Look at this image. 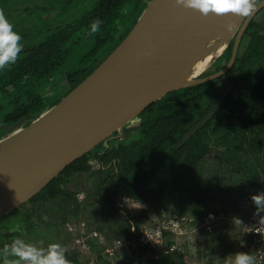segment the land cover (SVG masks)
Masks as SVG:
<instances>
[{
	"label": "rangeland",
	"instance_id": "1",
	"mask_svg": "<svg viewBox=\"0 0 264 264\" xmlns=\"http://www.w3.org/2000/svg\"><path fill=\"white\" fill-rule=\"evenodd\" d=\"M99 1L0 0V13L13 25V31L20 35L21 39L18 43L23 48L38 45L57 30L75 26L82 17L95 8ZM129 1L126 0L118 9L120 12L117 11V18L120 19L118 25L124 21V24H128V29L131 27V10L133 9V4H129ZM262 14L252 20H258ZM263 23L264 19L260 20V24ZM116 26V24H111L108 30L114 33ZM98 33L100 36L105 34L99 30ZM79 34L78 32L73 36L71 34L69 41L62 44L63 49H66V55H64L62 67L58 68L59 73L55 74L54 80L28 76L17 85L8 87L4 92H1L0 134L3 133L4 138L10 137L26 127V120H21L14 125L2 123L4 115L2 113L5 108H9V103L14 95L22 96L23 91L29 90L32 93L45 96L51 102L64 97V92L73 84V80L69 78L71 71L76 69L82 57L90 53L94 42H96V37L88 38L85 41V35L79 37ZM108 46L109 44L103 48L95 61L90 63L91 69L102 61L103 55L108 56L115 49ZM246 48V45H243L240 50L245 53L249 52V49ZM227 49L200 78H204L205 74L213 75L227 65L229 62L226 61ZM243 51L239 53L237 51L235 58L245 56ZM234 76L235 74H229L228 70L219 77L220 82L218 89L214 92L215 97L220 96L219 93L225 82L232 81ZM5 77L7 78L6 75ZM221 121L222 113L209 125L204 139L205 153L193 168L184 169L178 164L163 173V198L167 205L157 212L160 216L157 217L155 211L151 213L149 207L146 206L148 207L146 213L151 216L149 217L151 221L148 220L144 225L148 235L154 239L152 247L157 251H165L169 248V251L176 253L177 258H180L185 264H208L209 262L211 264H231L232 255L241 252L240 248L243 247L244 240L248 239L242 232L243 225L233 224V217L240 218L243 224H249L264 214L257 213L256 206L251 199L253 195L264 192V161L257 163L255 157L258 155L253 156L246 152H240L238 163L234 162L235 160L230 158L231 153L228 152L227 145L222 143L224 140H221V132L215 128ZM138 123V118H135L119 130L120 134H112L88 153L101 155L105 150H113L118 145L128 144L139 132ZM261 126L264 127V120ZM218 128L219 126H217ZM262 148L263 151H260L259 154L264 152V144ZM7 150L8 147H0V154H6ZM90 161L94 163H90ZM116 172V164L113 162L103 164L96 159H89L88 170L72 177L64 191L75 197L79 208L77 214L72 212L75 209L73 202L70 203V211L65 218L66 212L64 214L62 211L59 201L38 205L28 202V200L0 217V264L19 259L17 256L6 254V245L2 244L5 236L19 234L18 241L27 239L28 241L24 240L22 243L31 245L41 253L47 254L52 244L60 245L66 238L71 240L69 225L75 228V225L82 221L86 222L89 228L92 227L101 233L102 239L100 242L91 241V248L87 247L85 252L76 248L74 250L77 255L76 264H91V262L104 264L103 259L109 261L110 264H120L113 260L115 259L113 256L107 258L103 247L107 244L109 246L114 244L118 228L125 224L128 217L140 209H129L126 206L123 209L121 205L115 207L120 199L125 201V198H119V194H112L106 189L103 190L102 197H100L101 189L106 187L103 184V179L108 175V177H112ZM196 188L202 193L201 196H205L208 200L206 206L203 207L205 210H201L199 206L200 208L192 210L191 214L185 215V211L178 213L180 207L188 209L193 205L188 203V197L189 193ZM124 201L120 203H124ZM200 201L202 200L200 199ZM128 203L135 204L136 202L128 201ZM111 205L114 206L113 211L108 210ZM146 207L143 206L141 209ZM214 213L219 214L214 216ZM153 214L156 216H152ZM26 216L30 217L27 221L24 219ZM72 232L74 233L75 230L73 229ZM171 243L173 248L168 247ZM71 246L61 247L64 253L70 255L69 248ZM117 249L116 256L119 259L123 257L124 250L123 248ZM64 257L67 259L65 255ZM21 264L24 262L21 261Z\"/></svg>",
	"mask_w": 264,
	"mask_h": 264
},
{
	"label": "trees",
	"instance_id": "2",
	"mask_svg": "<svg viewBox=\"0 0 264 264\" xmlns=\"http://www.w3.org/2000/svg\"><path fill=\"white\" fill-rule=\"evenodd\" d=\"M125 1L100 0L95 5L93 13L82 17L75 26H69L66 29L53 32L38 45L21 48V51L17 54L16 61L0 69V94L8 87L17 85L23 78L28 76L44 79L52 78L54 80L55 74H58L59 69L62 67L61 63L65 57L64 55H66V49H63L62 44L69 41L71 34L76 29L83 28L87 31L88 28L89 31L92 23L96 20L101 22L99 28L102 30L110 26V24H115L117 22V11ZM150 1H129V4H133L131 27ZM252 25L253 22L250 23L249 27H252ZM121 29L122 32L114 41L113 48L129 32L128 24H123ZM107 42H113V35H106L104 38L97 40L91 52L80 59L76 69L71 71V77L69 76L73 80V84L64 92L63 96H66L73 90L107 57L106 54L103 55L102 61L95 64L92 69L89 67L90 63L94 62L96 57L101 54V50ZM261 46L264 49L263 41L261 42ZM261 46L256 48L255 54L250 57V53H245L244 51L245 56H242L243 62L240 65L239 62H236L229 69V74L235 72L239 73V77H242L241 84L243 86L238 90L241 95H227L213 117L204 126L199 128L182 146L177 145L179 141L206 115L217 101L218 97L214 96V92L218 79L170 92L160 100L154 102L138 115L139 132L132 141L126 145H118L116 149L105 150L101 155L97 153L85 154L67 166L28 202L45 205L59 201L62 211L64 214L66 212L65 218L70 211V203L73 202L75 209L72 206L74 209L72 212L73 214H77V211H79L77 201L73 194L65 192L64 188L70 183L75 174L88 170L89 159H96L103 164L113 162L116 164L117 170L112 177H108V175L103 179V184L106 187L101 189L100 197H102L103 190L106 189L112 194H119V198H131L129 202H136L135 199H137L143 206H148L151 213L155 211L158 217L160 216L157 213L159 209L167 205V202L163 198V173L178 164L184 169L195 166L205 153L204 139L206 131L220 113H222V121L218 122L215 128L221 132V140H224L222 143L227 145L228 152L231 153V156L229 154L230 158H233L234 162L238 163L239 153L246 152L253 156L258 155L255 157L257 163L262 160L264 161V152L259 154L260 151H263L262 147L264 144V127L261 126L264 120V111L260 103L261 100H264V95H262L264 94V51L262 49L259 50ZM231 50L232 46H229V54ZM247 60L250 65L244 64L248 62ZM233 91L234 89L231 94ZM23 92L22 96L14 95L9 103V108L4 109L2 123L14 125L21 120H26L25 125L28 126L38 115L45 112L48 108L55 106L61 100L58 99L51 102L45 96L32 93L29 90ZM217 126H219L218 129ZM4 137L3 133L0 134V139ZM201 194L197 188L191 191L188 203L193 205L188 209L180 207L178 213H184L185 211V215L191 214L193 213L192 210H195L199 206L201 210H205L203 207L206 206L208 200L205 196H201ZM109 207L108 210H114L113 205ZM121 207L124 209L125 204L122 203ZM148 207L138 210L128 217L124 225L118 228L114 240L123 238L125 245L122 247L124 250H122L123 257L118 259L116 256L113 260L120 264H185L180 258H177L176 253L170 252L169 248L165 251H157L149 244L142 243V237L148 233L144 224L148 220L151 221L149 219L151 216H148V213H146ZM218 214L214 213V216H218ZM156 215L153 214L152 216ZM24 219L27 221L30 217L26 216ZM18 238L19 234L7 235L2 244L11 246ZM23 241L19 240L21 243ZM244 241V245L240 248V251L246 253L251 239L248 238ZM67 245L71 246V248H69L70 255L64 253L67 257L66 260L68 264H76L77 255L74 253L76 247L69 238H66L60 244L62 247ZM172 246V243L168 245L170 248ZM71 255L72 257H70ZM102 261L104 264H110L106 259ZM208 264H211V262Z\"/></svg>",
	"mask_w": 264,
	"mask_h": 264
},
{
	"label": "water",
	"instance_id": "3",
	"mask_svg": "<svg viewBox=\"0 0 264 264\" xmlns=\"http://www.w3.org/2000/svg\"><path fill=\"white\" fill-rule=\"evenodd\" d=\"M256 1L251 0L250 15L240 17L219 55L236 36L227 65L200 78L218 57L203 73L180 83V73L173 72L172 65L195 45L193 38L211 33L221 17L228 21L224 18L227 12L200 14L178 5L176 0H151L124 39L82 82L24 129L0 141V147H8L6 154H0V217L33 198L96 145L114 133L120 134L122 127L154 102L170 92L215 80L227 72L234 63L241 34L264 7V0L258 4ZM225 96L217 99L178 146L213 117ZM17 136L27 140L13 149V138Z\"/></svg>",
	"mask_w": 264,
	"mask_h": 264
},
{
	"label": "clouds",
	"instance_id": "4",
	"mask_svg": "<svg viewBox=\"0 0 264 264\" xmlns=\"http://www.w3.org/2000/svg\"><path fill=\"white\" fill-rule=\"evenodd\" d=\"M178 5H183L185 8L197 10L200 14H207L211 11L216 13H224L228 11L247 15L249 12L248 0H176ZM100 21L96 20L91 25V31L94 33L99 30ZM21 37L13 31V25L8 19L0 13V69L6 65L14 63L17 54L21 51L19 45ZM90 163H94L90 161ZM131 198L120 200L117 205L124 204L129 209H141L142 203L135 199V204H129ZM256 206L257 213H264V192L253 195L251 197ZM259 223H264V216L260 217ZM233 224H242L243 222L238 217H233ZM120 244V241H117ZM6 254L19 257L15 261H6V264H68L64 257V250L59 244H52L47 254L41 253L35 247L23 244L18 240L11 246H6ZM231 264H257V255L255 252H238L232 255Z\"/></svg>",
	"mask_w": 264,
	"mask_h": 264
},
{
	"label": "bare ground",
	"instance_id": "5",
	"mask_svg": "<svg viewBox=\"0 0 264 264\" xmlns=\"http://www.w3.org/2000/svg\"><path fill=\"white\" fill-rule=\"evenodd\" d=\"M250 2L251 0H248V8ZM247 15H250V9ZM225 16L226 17L224 18L228 19V21L225 22L221 17L217 23L215 22L211 33L208 34V32H206L201 34L200 37L193 38L192 42L195 45L198 44V47L191 45V47L183 53V58L180 62H175V64L172 65L173 72L180 73V83L189 82L193 77H197L199 74L203 73L210 63L216 60L224 50L231 32L234 30L236 23H238L243 14L228 11ZM207 22L210 24V21ZM204 44H208L209 47L204 48ZM174 85L177 86L179 84ZM22 133L23 132H21V135ZM18 137L19 136L13 138L16 143V146H13V149L20 148L27 140V138L22 139V137Z\"/></svg>",
	"mask_w": 264,
	"mask_h": 264
},
{
	"label": "flooded vegetation",
	"instance_id": "6",
	"mask_svg": "<svg viewBox=\"0 0 264 264\" xmlns=\"http://www.w3.org/2000/svg\"><path fill=\"white\" fill-rule=\"evenodd\" d=\"M260 1H262V0H257V2H256V4H258ZM118 12H120V11H118ZM93 13V10L91 11V12H89L87 15H89V14H92ZM261 13H263L262 15H261V17H259V19L258 20H256V21H254V19L253 20H251L249 23H248V25L246 26V28H245V30L243 31V33L241 34V36H240V39H239V42H238V49H237V51H238V53L240 52V51H243V50H240L242 47H243V45H246V47L249 49V52H247V53H250V55H249V57L251 56V55H253V54H255V52H256V48H259L260 46H261V42L263 41L264 42V23L261 25L260 24V20H263L264 19V7L261 9V10H259L256 14H255V16H253V18H256V16H258L259 14H261ZM119 18H117V22L115 23L117 26H116V28L114 29V33H111L109 30H108V27H106V28H104L103 30L101 29V28H99V31H103V33H105V34H103V36H100L99 35V33H98V31H96V32H94L93 34H92V31H91V28L89 29V31H88V28H87V31L86 30H84V29H82V28H80V29H76L73 33H72V36L76 33V32H78V34L81 32L82 34H79V37L80 36H82V35H85V41H87L88 40V38L90 39V38H95L96 37V42H97V40H99V39H102V38H104L106 35H113V42H107L106 44H104V46H103V48L104 47H106V45H108L109 44V46L108 47H110V48H113V45H114V41L118 38V36H120V33L122 32V26H119L120 24H124V21H121V23L118 25V23H119ZM251 22H253V25H252V27H249L250 26V23ZM114 24V23H113ZM112 24V25H113ZM111 25V24H110ZM127 25V24H126ZM257 29H259L258 31H257ZM84 30V31H83ZM121 31V32H120ZM89 32V33H88ZM238 34V33H237ZM235 38H236V36L233 38V40L231 41V43L229 44V46H232L233 47V44H234V41H235ZM96 42H94V43H96ZM94 46H95V44H94ZM94 48V47H93ZM103 48H102V50H103ZM246 48V49H247ZM263 50L264 51V49H263V46H261V48L259 49V50ZM101 50V51H102ZM91 52V51H90ZM231 52H232V50H231ZM231 52H230V54L228 53V49H227V54L228 55H226V57H227V59H226V61L228 62L229 60H230V57H231ZM244 52V51H243ZM239 55V54H238ZM242 55V54H241ZM248 57V58H249ZM237 59H238V61H237ZM245 60V59H244ZM80 61V60H79ZM248 61V60H247ZM236 62H239V65L243 62V58H241V56H239V57H236L235 58V60H234V63L236 64ZM226 63V62H225ZM244 64H246V65H250V63H249V61L246 63H244ZM252 64V63H251ZM224 66L226 65V64H223ZM256 65H258L257 63H256ZM216 72V71H215ZM218 72V71H217ZM233 74H235V76H234V78H233V80L231 81V80H227L226 82H225V84L223 85V87H222V90H221V92L219 93V95L221 96V95H241V93H240V91H238V90H240L241 88H242V84H241V78L242 77H239V73H233ZM207 76H209L208 74H205L204 75V77H207ZM218 79V81H217V86L215 87V90L216 89H218V87H219V82H220V78H217ZM217 79H215V80H217ZM263 80H264V73H263ZM214 81V80H213ZM263 84H264V82H263ZM234 89V91H233V93L231 94V92H232V90ZM262 95H264V94H262ZM219 96V97H220ZM226 96H225V98H226ZM218 97V98H219ZM224 98V99H225ZM223 99V100H224ZM261 104H262V109H263V111H264V100L262 101L261 100V102H260ZM261 120V119H260Z\"/></svg>",
	"mask_w": 264,
	"mask_h": 264
},
{
	"label": "built area",
	"instance_id": "7",
	"mask_svg": "<svg viewBox=\"0 0 264 264\" xmlns=\"http://www.w3.org/2000/svg\"><path fill=\"white\" fill-rule=\"evenodd\" d=\"M261 216H264V214L260 215V217ZM260 217H258L256 221L252 223L250 222L249 224H243L242 228L244 236L251 239V243L248 246L246 253L255 252L257 255V264H263L264 262V223H259ZM68 229L70 231L71 241L74 243L75 247L82 249L84 252L87 250V247H89V249L91 248V241L94 240L96 242H100L102 239L101 233L92 227L89 228V226L84 221L77 223L75 228L69 225ZM73 229L75 230V234L72 232ZM118 240L120 241V244L117 242ZM153 240L154 239L152 236L148 235V233L142 237V243L149 244L150 246H154ZM113 243L114 244L112 246H109L108 244L104 245V253L107 258L112 256L116 257V252L118 250L117 248H122L125 245L123 238L116 239ZM91 264L95 263L91 262Z\"/></svg>",
	"mask_w": 264,
	"mask_h": 264
}]
</instances>
